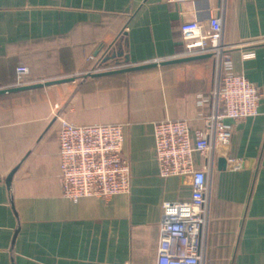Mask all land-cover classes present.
I'll return each mask as SVG.
<instances>
[{"label": "crops", "instance_id": "obj_1", "mask_svg": "<svg viewBox=\"0 0 264 264\" xmlns=\"http://www.w3.org/2000/svg\"><path fill=\"white\" fill-rule=\"evenodd\" d=\"M139 0H0V264H156L165 201H187L189 177L159 175L154 124L188 119L202 127L210 111L214 61L200 57L136 71L126 68L185 59L181 25L223 19L234 71L262 92L258 114L226 120L227 160L211 174L207 264H264V0H148L107 62L115 73L90 79L60 119L123 125L130 192L109 199L62 195L57 125L15 179L17 220L6 178L80 75ZM253 56L244 57V53ZM29 73L19 83L16 67ZM48 83V84H47ZM200 98L203 103L199 105ZM203 160L198 159L201 164ZM18 236L12 253V236ZM14 257V261H13Z\"/></svg>", "mask_w": 264, "mask_h": 264}, {"label": "built area", "instance_id": "obj_2", "mask_svg": "<svg viewBox=\"0 0 264 264\" xmlns=\"http://www.w3.org/2000/svg\"><path fill=\"white\" fill-rule=\"evenodd\" d=\"M181 33V57L210 55L214 84L210 111L203 117L202 127H192L188 119L154 124L159 175L189 177L192 185L189 200L162 204L156 264H207L210 178L216 157L223 155L232 139V126L226 120L256 116L262 92L245 75L234 71L231 50L235 45L225 42L220 15L210 14L205 22L198 18L185 21ZM250 56L253 53H244V57ZM28 73L27 66L16 67L19 83H24ZM202 103L200 98L199 105ZM56 139L64 197L72 201L83 197L109 199L130 192L131 171L123 155L122 124H77L62 118Z\"/></svg>", "mask_w": 264, "mask_h": 264}, {"label": "water", "instance_id": "obj_3", "mask_svg": "<svg viewBox=\"0 0 264 264\" xmlns=\"http://www.w3.org/2000/svg\"><path fill=\"white\" fill-rule=\"evenodd\" d=\"M148 0H139L137 4L133 7V9L128 13L126 19L123 21V23L120 25V27L117 29V31L114 33V35L111 37L109 41H107L97 52V54L94 56V58L91 60L90 64L88 65L86 69V73H83L82 76L79 78V82L76 83L73 90H71L67 96L64 98L62 103L58 106L56 111L47 119L44 126L41 128L39 133L36 135V137L33 139V141L30 143V145L27 147V149L24 151L22 156L18 159V161L15 163V165L11 168L9 171L7 178H6V185L8 189V196H9V203L12 210V213L17 220V210H16V199H15V179L20 172V170L23 168V166L26 164V162L29 160L31 155L34 153V151L37 149V147L42 143V141L50 134V132L54 129V127L57 125L60 117L63 116L65 110L71 103L72 99L75 97L76 93L83 87L84 84H86L91 78L97 76L96 70L101 68L102 65L111 57V55L114 53V50L118 43L122 40V38L126 35L129 28L133 24L134 20L138 17V15L142 12L143 8L147 4ZM200 57H211L210 55H201V56H194V57H188L185 59H176V60H168V61H162V62H156V63H149L144 65H138L130 68L123 69L121 71H136L141 69H147L155 67L159 64H170L174 62L179 61H185L190 59H196ZM69 80V79H68ZM55 82H64V79L55 81ZM48 84V83H47ZM44 83H36L32 85H25L16 87L13 89H7L2 90L0 93H4L7 91H14V90H23V89H29L34 87H41ZM227 167V160L225 157H219L218 158V169L224 170ZM18 236V224L16 223L14 230H13V236H12V253L14 255V245L17 241ZM14 261V257H13Z\"/></svg>", "mask_w": 264, "mask_h": 264}, {"label": "rangeland", "instance_id": "obj_4", "mask_svg": "<svg viewBox=\"0 0 264 264\" xmlns=\"http://www.w3.org/2000/svg\"><path fill=\"white\" fill-rule=\"evenodd\" d=\"M122 67H124L122 61H113V62H109V61L107 62L106 61L102 65L101 68L96 70L97 76L93 77V79H97L99 77H105V76L111 75L112 73H115L118 69H120ZM83 73H86V70H83V72H81L80 75H75V76H71V77L64 79V82H66L68 85L70 84V85L75 86L76 83L79 82L78 80L82 76Z\"/></svg>", "mask_w": 264, "mask_h": 264}]
</instances>
